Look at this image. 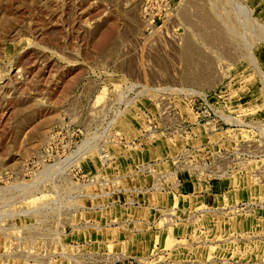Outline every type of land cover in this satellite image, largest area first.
Wrapping results in <instances>:
<instances>
[{"label":"rangeland","instance_id":"obj_1","mask_svg":"<svg viewBox=\"0 0 264 264\" xmlns=\"http://www.w3.org/2000/svg\"><path fill=\"white\" fill-rule=\"evenodd\" d=\"M0 264H264V0H0Z\"/></svg>","mask_w":264,"mask_h":264},{"label":"crops","instance_id":"obj_2","mask_svg":"<svg viewBox=\"0 0 264 264\" xmlns=\"http://www.w3.org/2000/svg\"><path fill=\"white\" fill-rule=\"evenodd\" d=\"M159 148H160V146L158 147V151H159ZM149 151H150V150H149V147H146L144 153H143L142 156H141V159H142V160H143L144 158H147V157L149 156V154H148ZM130 164H131V163H130ZM182 197H184V196H182ZM164 198H165V200H166V197H164Z\"/></svg>","mask_w":264,"mask_h":264}]
</instances>
